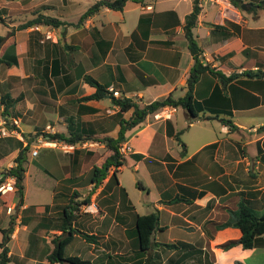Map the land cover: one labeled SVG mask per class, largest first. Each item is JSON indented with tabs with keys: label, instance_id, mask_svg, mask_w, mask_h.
<instances>
[{
	"label": "crops",
	"instance_id": "1",
	"mask_svg": "<svg viewBox=\"0 0 264 264\" xmlns=\"http://www.w3.org/2000/svg\"><path fill=\"white\" fill-rule=\"evenodd\" d=\"M228 1L236 18L221 15L222 7L217 3L199 0L201 9L192 31L202 50L201 62L231 78L223 83L208 70L199 76L192 91L193 98L203 105L198 117H191L180 106L167 105L126 131L120 149L124 161L116 170L117 183L108 181L112 167L92 191L89 173L99 164L98 152L104 151V144L96 142L97 148L85 151L76 150V145L87 149L77 143L74 150L65 153L41 145L42 138L70 130L112 136L119 129V120L130 115L119 113L112 102L104 103L106 99L110 101L108 96L81 100L95 92L83 80L84 75L140 104L169 94L173 98L183 96L193 64L183 30L192 0H145L143 5L129 2L122 10L103 7L79 24L78 17L76 22L63 20L64 27L41 25L38 30L15 28L38 13L52 16L45 12L66 10L71 1L39 0L35 8H8L13 0H1L5 5H0V30H5L6 35L0 32L4 37L0 59L15 55L18 61L6 65L5 75L7 80L12 79L10 82L32 84L38 107L35 111L31 104L20 106L24 95L13 96L11 88L4 90L14 99L10 119L16 121L17 127L16 133L6 139L13 149L0 153V171L13 165L20 145L29 141L27 159L28 155L38 156L40 150L44 151L41 166L35 167L34 173L52 179V183L44 182L40 175L33 179L32 187L48 188L50 199L29 203L28 179L32 173L26 161L22 196L17 190L0 195L9 205V220L6 226H0V240L4 236L1 230L12 226L6 243L7 264H59L48 262L47 255L54 247L53 238L61 234V218L74 194L81 200L90 194L96 212L84 211V204H80L74 211L72 226L96 238L88 241L75 233L65 252L74 239H80L85 243L83 249L71 255L89 260L90 264H139L138 259L141 264H205L204 252L208 250L213 253V264H234L264 249V234L262 247H218L240 237L236 226L226 224L235 219L240 203L257 212L264 210V6L257 7L262 0H236L237 5ZM112 11L119 13L114 19L108 18ZM22 16L24 19L17 21ZM97 16H102L99 22ZM140 17L144 21L139 25ZM120 24L125 26L124 31ZM83 64L85 71L74 74L73 68ZM166 110L171 112L168 118L155 116ZM44 113L54 114V120L46 121ZM41 122L44 126L39 127ZM197 122L209 124L176 141L175 134L183 133L179 124L190 128ZM21 132L40 134L35 139H24ZM33 150L37 153L32 154ZM7 155L12 159L8 160ZM127 160L136 171L143 165L151 178L154 191L140 181L136 187L146 191L148 199L144 202L153 210L139 211L118 177ZM86 189L88 194L80 195ZM9 200L13 203L9 204ZM16 201V215L12 216ZM152 211L158 213L156 245L145 255H138L132 231L135 215Z\"/></svg>",
	"mask_w": 264,
	"mask_h": 264
},
{
	"label": "trees",
	"instance_id": "2",
	"mask_svg": "<svg viewBox=\"0 0 264 264\" xmlns=\"http://www.w3.org/2000/svg\"><path fill=\"white\" fill-rule=\"evenodd\" d=\"M14 1V0H13ZM137 3L143 5L145 0H95L93 3L87 7V9L79 16L78 23L82 22L88 16L96 13L103 7H107L112 10H122L126 7L127 3ZM232 2L237 5L238 1L232 0ZM264 6V0H262L257 7ZM200 4L199 0H192V10L189 14L185 16L183 30L184 35L188 43V48L190 54L193 59V64L190 68L189 74L186 79V92L183 96L178 98H173L171 94L166 97L154 100L149 103L140 104L131 98H127L125 96L115 98L111 92L108 90V86H104L99 83L96 79L91 77L90 75H84L83 80L89 85L95 88V92L84 96L81 98L83 101L88 100H100L105 96H108L110 101L117 105L119 108V113H127L130 112V115L127 117H123L119 120L118 125L119 129L115 135H105V136H96L93 134H85L81 131H68V132H54L47 134L49 139L51 140H63L71 144L84 143L87 141H95L99 143H103L105 149L98 160L99 164L94 165L89 173V183H92L93 189L97 187V185L106 177L109 169L114 168L112 174L110 175L109 182L114 181L117 183L116 179V170L119 166L123 164L124 156L120 151L122 143H124L126 136L125 132L139 123L143 122L145 118L149 114L155 113L158 109L167 106L174 105L175 107L180 106L184 110L188 112L191 117H198L200 111L203 110V105L200 104L193 98V87L197 82L199 76L205 72L206 70L215 73L221 82H225V80H229L230 77H225L219 71H215L208 64H203L200 60L201 48L199 47L197 40L193 34L192 29L197 24V17L200 12ZM143 18L140 17L139 25L142 24ZM51 26L54 28L64 27L66 22L60 20L57 17L49 16L45 14L38 13L33 18L26 20L24 22L19 23L15 29L23 30L27 27L34 26ZM4 39L3 36H0V43ZM1 63L5 65L17 64V58L15 55L8 56L7 59H0ZM56 66V65H55ZM0 104L2 106V116L5 117V120L8 124L9 119L8 116L11 115V108L14 104V99L11 98L9 93H3L0 95ZM226 122H230L229 120H224ZM14 127V126H12ZM16 128V127H15ZM172 134V131H169ZM40 133L35 134H27L21 132V136L24 139L31 137V139H35L38 137ZM177 140H179V133L175 134ZM29 141L25 146L20 145L18 154L13 159V165L9 168H6L2 172V177L7 175H11L15 177V183L18 195L22 196L23 190V176L25 171V164L27 161V152L29 151L28 147ZM140 156V155H136ZM137 185L140 184L137 182ZM121 192L126 199V193L124 188H121ZM75 196L77 194H74ZM74 195L72 196L70 203L65 207L64 213L62 215L61 222V234L57 235L53 238L54 247L51 252L47 255V261L50 263H59V264H90L89 260L83 259L76 255L67 256L65 255V247L72 240L73 235L75 233H80V235L88 240H94L96 236L93 234H88L82 231L75 229L72 226V222L75 219L74 211H77L80 204L88 205L90 204V194L82 201H75ZM226 224H232L236 226L241 235L236 240H228L219 244L218 247L222 250H227L234 245H240L242 249L248 250L252 248L262 247L263 240L262 235L264 234V210L257 212L247 206L244 203H240L239 211L234 220L230 221ZM158 225V213L157 211H152L147 214L135 215L133 233L136 239V252L138 255H145V253L151 248V246H155L156 242H154V232ZM3 233V238L0 240V264H7L9 261L8 257V247L6 243L8 241L9 235L12 231V226H8L5 229L1 230ZM165 247H175V244H162ZM205 255V264H213V253L211 251L204 252ZM138 263L141 264L140 259H138ZM234 264H244L239 260H235Z\"/></svg>",
	"mask_w": 264,
	"mask_h": 264
},
{
	"label": "rangeland",
	"instance_id": "3",
	"mask_svg": "<svg viewBox=\"0 0 264 264\" xmlns=\"http://www.w3.org/2000/svg\"><path fill=\"white\" fill-rule=\"evenodd\" d=\"M71 1V5H69L68 7L64 8L66 10H60L59 13L57 12H53V11H46L45 13H48L52 16H57L59 18H61L62 20H65L67 22H76L79 15L84 12L87 7H89V5L93 2V0H70ZM39 4V0H14L12 5L10 6V3H8V8H33L34 6H37ZM0 5H5V3H1L0 0ZM35 8V7H34ZM263 9V8H262ZM253 11L254 10H250ZM256 11V10H255ZM259 11V9H258ZM243 13V11H242ZM118 12H110L108 15V18L110 19H114L118 16ZM25 16L21 17H17V21H21L24 19ZM102 18V16H97L96 17V22H99L98 19ZM107 18V16H106ZM105 18V19H106ZM120 29L121 30H125V26L120 24ZM0 32L3 35H6V31L5 30H0ZM67 43H70V38H67ZM64 41L61 42V45H63ZM5 52V49H4ZM74 57L76 56L75 54H73ZM78 61V60H77ZM84 68V64L83 67L80 66L77 69L73 68V71H75L74 74H78L80 73V71H85ZM23 70V69H21ZM7 67L5 64L0 62V95L4 93V90H9V88H11V92L13 94V96L15 95H20V93H22L24 95L23 100L20 103V106L25 103V104H31L34 106V110H36V107H38V102L34 96V93L31 89V85L28 82L22 81V82H10L9 80H12L11 78H9V80H7V76L5 75V72H7ZM36 85V84H35ZM179 95V93L177 94ZM104 103L110 105L111 101L109 100H105ZM0 109L2 110V106L0 104ZM181 109L179 108V112ZM44 117H46V121L48 120H54V114L51 113H44ZM0 119H3V116L0 115ZM10 119V118H9ZM183 120V119H182ZM209 124V122H197L195 123L192 127L187 128L186 126H181L180 125V129H183V133L182 135H180V139L176 141L180 142L183 140V138L190 136L191 134H193L196 130L200 129V126H203L204 124ZM213 124H219L214 122ZM14 126V127H12ZM38 126H44V124L41 122L40 124H38ZM7 127V129L9 131L13 130L14 133L16 132V128L17 124L15 123H9L5 125V128ZM14 133H9L7 134H0V153L3 154V152H7L9 149H13V144L10 141H6L7 137H11L12 134ZM46 134V133H45ZM45 139V138H42ZM41 143V142H40ZM130 146V144H128ZM131 147V146H130ZM85 148L87 149H81V147L79 145H76V150H88V148H97L96 142L94 141H87V145L85 146ZM103 153V152H102ZM101 152H98L99 158L100 159ZM44 155V151L40 150V154L38 156H30L28 155V159L27 161H29L30 167H31V177L28 179L29 180V184H28V190H27V201L31 204H36V203H40V202H45V201H49L50 199V190L48 188H44V189H39L35 186V188L32 187V182L33 179H37L38 177L41 176V179L44 180L45 177H43L42 174H36L34 173V169L35 167L38 168L41 166V163L39 162L40 159L43 157ZM30 157H32L33 159H30ZM8 160L12 159V157L10 155H7ZM6 169V168H5ZM5 169H3L1 172H3ZM118 177L120 178V180L122 181V184L124 185L125 188H127V191L132 199V201H135L137 203V206L139 208V211H147L151 208H147V204L145 203L148 199L147 193L146 191L143 190H139L136 187V183L138 181H140L141 183H143V185L146 188H151V190H153V186H152V181L151 178L149 177L146 169H144L143 165H141V167L138 169V171H136L134 169L133 166H131V164L129 163V160H127V162H124V167L121 170V172L118 174ZM44 182H49L52 183V179H45ZM154 191V190H153ZM83 194L80 195H87L88 191L87 189L85 191H82ZM79 194V192H78ZM75 201H82L79 198H74ZM145 201V202H144ZM13 203L9 200L8 202ZM16 207H17V201L15 203V206L12 210L11 215L15 216L16 215ZM8 209H9V205L4 204L3 201L0 199V213H1V220H0V226H6L9 220L8 217ZM153 210V209H151ZM150 210V211H151ZM260 212V211H258ZM164 219V218H163ZM1 235V234H0ZM1 237V236H0ZM85 243H83L80 239H74L70 245H68L65 254L66 255H71V254H76L77 250L81 251L84 247ZM17 251V250H16ZM15 253L19 254V251H17ZM42 257V256H40ZM44 257V256H43ZM42 257V258H43ZM242 262L244 264H263L264 263V249H259V250H255L253 251L251 254H249L248 256L245 257L244 260H242Z\"/></svg>",
	"mask_w": 264,
	"mask_h": 264
},
{
	"label": "built area",
	"instance_id": "4",
	"mask_svg": "<svg viewBox=\"0 0 264 264\" xmlns=\"http://www.w3.org/2000/svg\"><path fill=\"white\" fill-rule=\"evenodd\" d=\"M210 1L213 3H217L222 7L221 12H220L221 15L227 16L230 18H236V15L234 12L235 10L228 0H210ZM33 28L35 30H38L39 26H34ZM108 90L111 92V94L115 98L121 97L119 92L117 90H115L114 88H112V86L108 87ZM170 114H171L170 110H166L164 113L156 114L155 116L159 117L162 115V116L168 118L170 116ZM9 123H15L16 124V121L9 119L8 124ZM6 124H7V122L5 120V117H3V119H0V134H7L8 135L9 133H14L13 130L9 131L7 129V127L5 128ZM41 145L47 146V147H50L53 149H58V150L65 152V153L70 152V151L75 149V144H71V143H68L66 141L58 140V139L57 140L43 139L41 141ZM81 145L86 146L87 142H84ZM120 149H122V148H120ZM36 153H37V150L32 151V154H36ZM16 190H17V188H16L14 176H11V175H7L5 177L0 176V195H4V194L10 193V192H15ZM83 207H84L83 208L84 211L96 212V208H95L94 204L90 203L88 205H84Z\"/></svg>",
	"mask_w": 264,
	"mask_h": 264
},
{
	"label": "water",
	"instance_id": "5",
	"mask_svg": "<svg viewBox=\"0 0 264 264\" xmlns=\"http://www.w3.org/2000/svg\"><path fill=\"white\" fill-rule=\"evenodd\" d=\"M241 8L245 9V4H241ZM0 115H2V110L0 109ZM8 118H10V115L8 116Z\"/></svg>",
	"mask_w": 264,
	"mask_h": 264
}]
</instances>
